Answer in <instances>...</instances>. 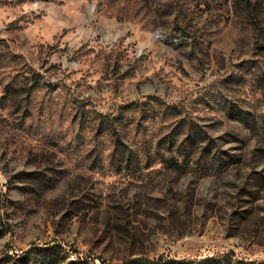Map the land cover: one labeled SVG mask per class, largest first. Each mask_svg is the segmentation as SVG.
I'll use <instances>...</instances> for the list:
<instances>
[{
	"label": "rangeland",
	"instance_id": "rangeland-1",
	"mask_svg": "<svg viewBox=\"0 0 264 264\" xmlns=\"http://www.w3.org/2000/svg\"><path fill=\"white\" fill-rule=\"evenodd\" d=\"M40 246L264 264V0H0V264Z\"/></svg>",
	"mask_w": 264,
	"mask_h": 264
},
{
	"label": "trees",
	"instance_id": "trees-1",
	"mask_svg": "<svg viewBox=\"0 0 264 264\" xmlns=\"http://www.w3.org/2000/svg\"><path fill=\"white\" fill-rule=\"evenodd\" d=\"M116 131V130H115ZM117 150L113 152L116 156L119 153H125L126 151H120V145L124 144L122 137L118 134L117 138ZM134 151L130 149L127 159L131 164H135V157L132 154ZM120 157V156H119ZM121 161V160H120ZM174 163V160H171ZM16 264H61L62 260L59 257V252L53 246H40V247H31L28 249L24 255H20L15 260ZM74 261H71L67 264H74ZM128 264H262V262H256L254 260H240L238 262H232L228 256L216 257V256H207L203 259H179V258H168L159 256L157 258H149L145 256H138L128 261Z\"/></svg>",
	"mask_w": 264,
	"mask_h": 264
}]
</instances>
